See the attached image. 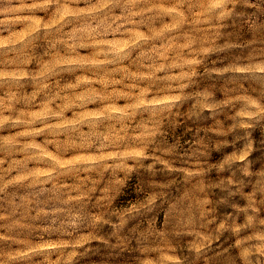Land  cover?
Wrapping results in <instances>:
<instances>
[{"label":"clouds","instance_id":"9594fccd","mask_svg":"<svg viewBox=\"0 0 264 264\" xmlns=\"http://www.w3.org/2000/svg\"><path fill=\"white\" fill-rule=\"evenodd\" d=\"M0 264H264V0H0Z\"/></svg>","mask_w":264,"mask_h":264}]
</instances>
